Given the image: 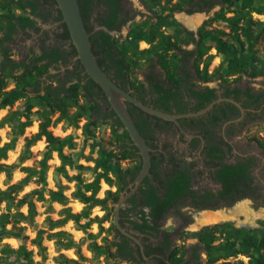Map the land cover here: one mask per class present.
Here are the masks:
<instances>
[{
  "label": "trees",
  "instance_id": "obj_1",
  "mask_svg": "<svg viewBox=\"0 0 264 264\" xmlns=\"http://www.w3.org/2000/svg\"><path fill=\"white\" fill-rule=\"evenodd\" d=\"M78 1L86 29L90 34L92 29L88 27L87 21L91 17L92 8L100 10L97 21L102 29L91 35L92 49L100 67L117 85L121 87L118 81L124 84L127 88H121L127 92L129 88L133 92L130 94L145 105L170 114L183 113L184 108L181 103L184 94H188L199 100L193 112L202 110L217 98L218 90L209 87L199 91L196 89L200 87L199 84L204 85L214 81L220 83L226 96L234 97L236 100L245 95L251 103L258 105L263 99L262 94L252 93L251 90L245 92L235 84L242 74L251 77L258 75L255 66L258 62V51L255 47L264 39V22L260 19L255 20L253 15L264 16V1L201 0L197 3L198 9L195 10L193 3L195 0H178L176 4H172L173 0H165L166 5L164 6H161L162 0H150L159 9L152 10L153 16L148 21L136 24L123 42L116 40L110 34L113 31H120L127 22V18L122 15L123 11L119 7L118 0ZM215 4L223 7L221 12L215 14L213 20L225 23L230 29L228 34L219 29H209L208 26L213 20L205 22L195 34L186 30L173 16L174 12L180 11L193 15L203 12L205 7L213 8ZM185 5L190 6L191 9L185 10ZM237 5H240V8L228 17L226 10ZM31 6L32 3L24 2V0H0V110L12 108L19 100H25L23 113H10L0 121V130L7 124L16 128L10 142L0 146V175L5 174L10 179L17 168L16 165H9L4 161L8 159L9 152L15 149L17 139L24 135L28 127L32 126L31 116L35 108H38L37 113L40 117L39 129L36 134L25 138L19 163L22 164L29 160L31 148L43 139L47 143V149L39 169L23 167L21 170L26 176L17 185L6 190L0 189V264H46L48 250L44 245V240H56L57 238L59 239L55 241V244L58 252L75 249L79 259L84 261L81 245L76 243L70 234L63 231L52 232L63 228L70 221L85 233H88L92 224L98 223L99 234L105 232L102 224L109 221L111 224L107 232L112 234L113 240L104 237L102 244H98L96 240L99 234L89 233L88 237L92 241L88 243V250L95 258L104 256L107 260H134L128 253L129 244L119 243L120 233L113 223V218L115 205L128 184L126 180L129 178L131 182L134 181L142 168L141 163L130 168H123L121 165L127 160H137V148L132 144L123 123L113 110L102 115L103 104L101 102L102 100L107 101V98L101 97L97 90L99 89L102 95H105L103 90L89 76L83 77L76 72L66 80H59L56 76L49 74L51 69L56 68L60 62L65 60V54L60 47L50 52L43 50L42 54L27 55L23 60L13 58L10 45L14 43L17 30H25L36 25L32 18L35 12L24 15L18 14L17 10L25 12L26 8ZM167 11L169 13L164 14ZM65 27L68 35L69 31L66 25ZM170 30L174 32L170 33ZM69 36L70 34L68 38ZM141 42L149 47L140 49ZM191 44L195 46L192 50L184 49L185 46ZM73 48L74 53H77L74 46ZM213 48L218 51L217 55L222 57V62L210 73L209 68L216 57L210 54ZM192 59L194 61L190 67ZM142 63H146L147 67L152 70L160 69L163 73L154 74L145 81L136 79L133 75L137 69L141 68ZM232 77L234 79L230 80ZM45 80L50 83L47 84ZM11 82L14 83V87L8 90ZM148 89L152 92V99L149 101H152L153 105L146 100L149 96ZM30 93H33L32 97ZM81 99H84L86 105L80 104ZM128 108L141 135L146 139L145 131L136 119L133 108L129 104ZM72 109L75 110L73 113H71ZM139 111L142 117L155 119ZM55 115L57 117L54 119ZM21 116L25 118V121L21 120ZM83 119L86 122L82 130L88 139L96 138L93 129L100 121H108L113 136L120 144V148L113 151L107 149L102 142H93L91 154L97 153V158H90L89 161L95 164L94 170L97 174L95 179L89 183H85L80 174L70 177L66 169L70 166V160L65 154V148L73 145V138L71 136L55 137L50 130L51 127L63 121L71 127L79 128V123ZM256 142L264 147L261 141L256 140ZM54 152L58 154L61 162L55 170L56 173L63 175L69 181H77L73 196L84 205L80 213H73L72 209L67 207L69 198L61 188L57 191L49 190L48 199L42 191V188L47 186V174L50 169L48 162L52 159ZM252 164L251 162L250 165L224 167L222 174L219 175L225 188L221 196L234 194L233 203L239 199L255 198L259 190L253 186V179L248 174V169ZM79 168L83 169L81 166ZM33 179L40 188L18 198L19 192ZM102 181L110 187H116V191L107 190L105 196L100 198ZM149 183L147 179L140 191L147 194V203L144 205L151 209L150 213H144L138 206L131 207L132 209L125 213L127 217L136 220L130 223L141 232L156 231L157 221L162 219L165 212L176 207L179 201L187 195L196 199V193L189 190L187 182L185 184L179 180L175 183L171 182L162 197L157 195V186L151 183L149 185ZM211 196L208 195L207 199ZM5 202L7 209L2 212V205ZM37 202L50 203V207L54 203L63 206V209L59 211L58 219L47 217V230L37 227ZM110 206L114 207L113 214ZM199 206L205 209L210 208L202 202ZM24 207L27 209L26 212L22 211ZM95 207H101L105 211L103 217H91ZM83 220L86 222L81 224ZM28 228L33 229L36 234L31 243L38 250L37 254L41 258L39 262L35 261L34 252L29 250L24 243L18 248L3 243L5 239L10 238L21 241L29 240V236L26 235ZM256 232L257 230L237 229L231 223H223L207 226L201 231L188 233V235L197 239L202 245L207 255V264H232L227 260L239 255L246 256L248 264H264V233L259 237ZM168 244H170L169 241ZM185 256L186 250L183 247H175L170 253L171 261L176 264H181ZM193 257L197 261L200 260L198 249L195 250ZM221 260L224 262L219 263ZM55 261L56 264H82L78 260L68 259L62 253ZM240 264L243 263L240 262Z\"/></svg>",
  "mask_w": 264,
  "mask_h": 264
},
{
  "label": "flooded vegetation",
  "instance_id": "obj_2",
  "mask_svg": "<svg viewBox=\"0 0 264 264\" xmlns=\"http://www.w3.org/2000/svg\"><path fill=\"white\" fill-rule=\"evenodd\" d=\"M118 1L120 9L123 11V17L127 18V22L123 26L125 27L134 18L128 17L130 12L127 11L125 0ZM200 1L201 0H195L193 2L195 4V10L198 9L197 3ZM24 2L32 3V6L27 7L25 12L17 10V13L28 15L35 12L32 18L36 22V25L32 28L28 27L25 30L18 29L14 36V43L10 45L11 48L13 45L16 46L18 44V39L21 40V44H24L29 40L32 41L33 46L27 54L30 56L33 54H42L43 50L50 52L53 49L60 47L62 52L65 54V60L60 62L56 68L51 69L49 74L52 75V71L59 72V80H66L72 77L76 72H79L81 76L85 77L87 74L77 58V53H74L71 38L70 36L68 38L69 34L67 35L61 10L58 8L56 1L24 0ZM177 2L178 0H173L172 4H176ZM164 5H166V2L165 0H162L161 6ZM222 7L223 6H220V4H215L213 8L205 7L203 12L197 13H209L216 8H219L221 11ZM184 8L185 10L191 9L190 6L186 5ZM92 10L91 17L89 18V21H87L88 27L92 29L91 35L101 31L102 29L97 21L98 11L100 10L94 9V7ZM180 12L182 13L185 11ZM180 12H174L173 16ZM102 13H104V11H102ZM168 13L169 11L166 12V14ZM123 27L120 31H113L110 32V34L114 37V34L121 33ZM190 46H193V48L195 47L191 44L189 46H185L184 49L192 50L193 48L187 49V47ZM36 48H38V52L35 51ZM193 61L194 59L191 60L189 64L190 67H192ZM62 68H64V70H62ZM158 73L163 72H161L160 69L152 70L148 68V71L144 75V80L142 81H145L148 77L151 78L153 77L152 75ZM118 83L121 87L127 88L121 82L118 81ZM199 86L200 87L196 89L197 91L203 90L205 87L218 90L217 98L209 104L211 105L214 103V106L210 111L203 115L180 119V127L173 122L164 121L156 117L155 119L144 118L139 113L140 109L136 111L135 108L137 107L129 104L135 112L134 114L136 119L140 122L145 131V141L152 149L151 172L144 182L148 179L151 184L156 185L157 195L160 197L165 194L171 182L175 183L177 180H179V182L182 181V184L187 182L189 190L196 193V199L191 195H187L184 199L179 201V204H177L176 207H172V209L165 212L162 219L157 221L158 227L156 231L147 230L145 232H141L137 230L132 223H130V221L133 222L136 220L127 217L125 213L127 210L132 209L131 207L133 206H138L139 209L146 214L150 213L151 209L147 205H144L147 203V194L140 191L142 185L144 184L143 182L139 190L130 197L120 212V223L123 228L135 236L140 242V244H138L119 232V243L124 244V242H127L129 244L128 253H130L134 258V260L131 261L125 260L124 262L126 264H176L171 261L170 253L177 246L173 243V235L164 229L168 217L176 215L189 219V217L192 218V215L199 214L200 212L232 208L239 202L245 200L252 201L253 199L246 198L239 199L233 203L234 194H230L225 197L221 196V193L225 190V188L219 175L222 174L224 167H239L243 165H250L252 162L253 164L249 167L248 174L253 179V186L257 187L260 191V186L257 183L258 180L260 181V179H258V173L264 168V160L261 161L260 165V155L249 150L253 144L244 140L243 134L246 130L245 128H247L251 122H255V119H257V113L262 109L261 106H264V103L262 104L261 100L258 105L253 104L245 95H242L239 100H236L234 97H228L226 96L225 90L221 88L220 83L214 87L210 85L205 86V84H199ZM240 89L245 92L248 90L242 88ZM148 90L149 96L146 98L147 101L152 99V92L150 89ZM128 91L129 93H133L129 90V88ZM97 92L101 95V97L105 96L102 95L99 89ZM228 100L238 102L241 107L229 102ZM101 103L103 104L102 115L113 110L108 100H102ZM149 103L153 105L152 101H149ZM181 104L184 108V112L173 114L180 115L195 113L202 111L209 106L208 105L202 110L193 112L197 108L199 100L189 96L188 94H184L183 102ZM256 145L261 147L257 143ZM136 154L138 156L137 160L125 161L131 164L129 168L140 163L142 164L141 155L138 149ZM126 181L128 184L125 190L128 189V186L133 182H131L129 178ZM208 195L212 196L207 199ZM201 202L203 205H207L210 208H201L199 206ZM192 222H194V218H192L191 223ZM168 241L170 244H168ZM185 250L186 256L189 258L187 259L185 256L181 264H195V262H198L193 257L195 249L191 251H188L187 249Z\"/></svg>",
  "mask_w": 264,
  "mask_h": 264
},
{
  "label": "rangeland",
  "instance_id": "obj_3",
  "mask_svg": "<svg viewBox=\"0 0 264 264\" xmlns=\"http://www.w3.org/2000/svg\"><path fill=\"white\" fill-rule=\"evenodd\" d=\"M264 1V0H261ZM125 5L127 8V11H129L128 17L134 18L131 22H129L125 27H123L121 33L114 34V38L120 42H123L126 40L127 36L129 35L130 31L136 24H141L145 21H148L153 16L152 10L159 9L156 5L150 2V0H125ZM240 8V5H237L229 10H226L227 16L230 17L235 13L236 10ZM222 10V9H221ZM217 12H221L219 8H216L209 13H195L192 16L201 15L203 16L202 22L197 25L194 29L188 28L183 22V17H189L185 12L176 13L174 15V18L188 31L197 33L200 27L205 22L213 20L215 17V14ZM166 14V12L164 13ZM255 20H259L264 22V16L263 15H253ZM130 19V18H129ZM209 29H219L224 31L225 33H230V29L227 27L225 23L222 21L213 20L211 21L210 25L208 26ZM173 30H170V33H173ZM227 38V37H225ZM21 40L18 39V44L15 46H12V54L13 58L17 60H23L27 54L29 53L30 48L33 46V43L31 40L26 41V43L21 44ZM212 44V43H209ZM149 46L141 42L140 43V49H146ZM193 46L187 47V49H192ZM257 56H258V62L256 63V71L258 75L255 77H251L246 74H242L238 81L236 82V86L242 88V89H248L253 91L255 94H262V104L264 103V39L260 41L256 45ZM36 52H38V48L35 49ZM217 52L215 48H213L210 52V54L215 55V59L212 62V65L209 68V72L212 73L215 68L219 66L222 62V57L220 55H217ZM64 70V68H62ZM148 71V67L146 63H142V66L140 69H137L135 74L133 75L134 78L139 80H144V75ZM51 74L53 76H56V79H59L60 76L58 75L59 72L52 71ZM234 77H232L230 80H233ZM47 84L50 83V81L45 80ZM219 82L214 81L213 83L205 84L210 85L214 87ZM14 87V83H10L8 86V90ZM30 96H33V93H30ZM24 104L25 100H19L15 103V105L12 108H6L4 110H0V121L8 114L13 112H24ZM80 104L86 105V102L84 99H81ZM261 110L257 113V116L255 119V122H251L247 128H245V132L243 134L244 140L247 142H251L253 144L252 147L249 148L251 152H255V154L260 155V165L261 161L264 160V147H259L256 145V140L261 141L264 143V106H261ZM38 108H35L33 110L32 114V120L33 124L31 127H28L25 130V133L23 136H20L17 139L15 149L13 151H10L8 154V159L4 161V163L9 165H16L17 168L14 170L13 175L10 179L6 177L5 174L0 175V189L6 190L9 187L13 185H17L25 176L26 174L22 172L23 167H33L39 169L40 163L43 160L44 154L47 149V143L43 139L39 142H37L32 148H31V156L30 159L27 160L24 163H19L20 155L24 149L25 145V138L31 137L32 135L36 134L39 129V123H40V117L37 113ZM75 110L72 109L71 113H73ZM57 117L55 115L54 119ZM21 120L25 121V118L21 116ZM85 119H83L79 123V128L71 127L67 124V122L63 121L59 123L55 127H51V131L53 132L55 137L59 138H67L71 136L73 138V145L71 147L65 148V154L69 157L70 166H68L66 169L68 171V174L70 177H74L78 174H80L81 178L84 180L85 183L92 182L96 177V171L94 170L95 164L90 160V158H97V153L91 154V146L93 142H102L104 146L109 149L116 151L120 148V144L116 141L115 137L112 134V129L110 122L108 121H100L96 128L93 129V132L95 134V139H88L84 134L82 127L85 124ZM16 128L15 126L11 124H7L4 128L0 130V146L4 145L5 143L10 142V140L14 137ZM259 144V143H257ZM50 169L47 174V186H44L42 188V191L45 194V197L49 198V190L51 191H57L59 188L64 190V194L69 198V203L67 207L72 209L73 213H80L84 205L80 203L78 200L74 199V192L76 191V185L77 181H69L67 180L63 175L56 173V169L61 165V162L58 158V154L56 152L53 153L52 159L48 162ZM264 164V163H263ZM123 168H129L131 164L129 162H123L121 163ZM79 166H81L83 169H80ZM113 177V176H112ZM258 180L257 183L260 186L259 194L255 196V198L251 201H242L234 205V208L238 205L245 204L248 206V209L252 213H263L264 214V168L259 171L258 173ZM40 186H38L34 179L23 188L21 192L18 194V198H21L23 195L27 193L34 192L35 190L39 189ZM107 190L116 191V187H110L105 182L102 181L101 183V191L99 193V197L103 198L105 196V192ZM37 210H38V216L36 218V224L37 227L40 229L47 230V224L46 219L48 216H51L53 219L59 218V211L63 209V206L59 203L52 204V207L50 203H41L37 202ZM112 210V214L114 213V207L110 206ZM52 208V209H50ZM233 208V209H234ZM7 204L6 202L2 205V212L6 211ZM23 212H26L27 209L24 207L22 209ZM205 212H200L199 214L192 215V218H194V222L191 223L192 218L189 217L185 218L182 216H170L168 217V220L166 222V226H164V229L170 234L173 235V243L177 247H183L187 249L188 251H191L193 249H198L200 254V260L198 262H195V264H207V255L205 250L203 249L202 245L199 244L197 239L191 238L188 233L192 232H198L201 231L203 228L207 226H198V218L200 214ZM105 214V211L102 210L100 207H95L92 210L91 217H98L101 218ZM86 220H83L81 224H84ZM223 223H231L235 228L237 229H245V230H257L256 235L261 236L264 233V218H258L254 224H238L237 222L233 220H227L222 221L218 224ZM110 222H104L102 224L103 228L105 229V232H100V227L98 223L92 224L91 228L88 230V233H85L84 231L80 230L79 227L72 221L68 222L66 226L63 228L55 229L52 231L53 233H57L60 231L67 232L70 234L73 238V240L81 245V252L84 256L85 260L81 261L79 257L77 256L75 249L71 250H62L58 252L55 241L56 240H44V245L47 247L48 250V259L46 261V264H56L55 259L59 256L60 253L64 254L68 259L78 260L82 264H126L124 261L116 259V260H107L103 257L95 258L93 254L88 250L87 246L88 243H90L92 240L88 237L89 233L92 234H99V237L97 238L98 244H102L103 240L102 238L106 237L108 240H113V236L111 233L107 232V229L110 226ZM216 225V224H215ZM213 226V225H210ZM26 235L29 236V240L27 241H21L15 238L5 239L3 243L9 244L13 248H18L20 244L24 243L29 250H32L34 252V258L35 261L39 262L41 261V258L38 256L37 248L31 243V240L35 238L36 234L33 231V229L28 228L26 231ZM188 259L189 257L186 256ZM228 262H231L232 264H240L242 262L243 264H248V258L246 256L239 255L236 258H230L227 260ZM224 262V260H221L219 263Z\"/></svg>",
  "mask_w": 264,
  "mask_h": 264
},
{
  "label": "water",
  "instance_id": "obj_4",
  "mask_svg": "<svg viewBox=\"0 0 264 264\" xmlns=\"http://www.w3.org/2000/svg\"><path fill=\"white\" fill-rule=\"evenodd\" d=\"M58 8L61 10L63 16V22L67 26L70 34V38L73 46L77 52V58L81 62L86 74L91 78L104 92L109 104L111 105L113 111L116 113L117 117L121 120L126 129L128 135L130 136L134 146L138 149L141 159L142 168L135 178V180L128 186L119 197L117 204L115 205V213L113 218V223L116 229L128 237L129 239L140 244L138 239L130 234L120 223V212L124 205L134 195L144 180L150 175L151 172V152L152 149L148 146L144 137L141 135L140 130L137 128L135 121L129 111L128 104H132L144 113L151 115L153 117L162 119L164 121L173 122L179 127L180 119L200 116L208 111H210L214 103L209 105L202 111L187 114H170L163 112L161 110L155 109L154 107L145 105L137 98L132 96L129 92L117 85L111 77L100 67L97 57L95 56L92 49L91 34L87 31L80 9V4L78 0H55ZM240 106V104L233 100H228ZM241 107V106H240ZM248 201V200H245ZM232 208H225L219 210L206 211L207 213H216L221 211H229ZM218 224V223H217ZM215 225V224H213ZM210 226V225H206Z\"/></svg>",
  "mask_w": 264,
  "mask_h": 264
},
{
  "label": "bare ground",
  "instance_id": "obj_5",
  "mask_svg": "<svg viewBox=\"0 0 264 264\" xmlns=\"http://www.w3.org/2000/svg\"><path fill=\"white\" fill-rule=\"evenodd\" d=\"M203 20V16H189L183 17L182 22L190 29H194L197 25H199ZM253 212V211H252ZM248 206L245 204L238 205L233 210H229V212L221 211L216 213H202L198 218V226H206L220 223L222 221L233 220L238 224H254L258 218L263 217V213H252Z\"/></svg>",
  "mask_w": 264,
  "mask_h": 264
}]
</instances>
